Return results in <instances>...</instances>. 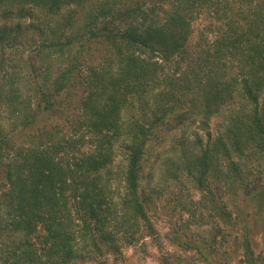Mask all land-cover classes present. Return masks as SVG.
<instances>
[{
  "label": "trees",
  "instance_id": "trees-1",
  "mask_svg": "<svg viewBox=\"0 0 264 264\" xmlns=\"http://www.w3.org/2000/svg\"><path fill=\"white\" fill-rule=\"evenodd\" d=\"M120 1L0 0L2 16L16 8L20 18L31 17L32 8L52 16L97 4L94 14L82 17L85 43L79 32L68 35L61 28L60 36L53 31L39 50L43 61L59 59L65 64L52 80L48 74L43 77L41 113L51 111L54 96L70 87L84 90L72 123L73 136L56 140L55 134L41 128V142L19 146L13 142L15 133L10 134L15 127L7 129L0 118V264H73L83 256L117 252L120 233L129 232L122 240L133 245L140 236H135L141 229L139 221L151 230L146 210L150 196L139 191V180L146 146L164 120L191 113L210 118L238 97L244 100L212 146L196 153L181 144L173 157L174 176L184 174L202 195L197 208L203 211L210 204L209 213L225 225L231 214L224 206L213 205L216 195L210 186L211 180L222 179L221 161H230L232 153L242 158L252 150L264 157V108L259 103L264 90V0H240L242 8L233 22L224 24V30L194 56L187 49L191 22L214 0H147L152 4L146 9L138 0L119 9ZM99 17L108 19L100 28ZM19 31L18 25L0 26V62L4 51L22 46ZM94 40L106 47V55L86 71L77 65L80 55L62 58L78 45L76 51L81 53ZM19 85L29 87L22 76L4 72L0 101L22 117V129L32 128L37 114L22 99L23 92L15 87ZM134 100L136 104L153 100L151 116L131 118L127 124L123 117L134 108ZM116 141L125 159L119 196L113 194L110 178ZM85 143L89 149L81 151ZM239 185L245 187L246 199L254 198L249 184L239 178ZM259 193L264 195V190ZM247 237L242 241L244 261L255 264Z\"/></svg>",
  "mask_w": 264,
  "mask_h": 264
},
{
  "label": "rangeland",
  "instance_id": "rangeland-1",
  "mask_svg": "<svg viewBox=\"0 0 264 264\" xmlns=\"http://www.w3.org/2000/svg\"><path fill=\"white\" fill-rule=\"evenodd\" d=\"M137 2L144 9L152 4L147 0L146 3L144 0ZM128 4L131 5L132 1L121 0L118 8H126ZM96 7L97 4H88L84 8L65 9L52 16L45 15L38 8H32L31 17L20 18L16 8L12 10L11 15L0 14V26H20L18 34L22 42V46L3 52L4 62H0V78L7 71L22 76V81L27 80L29 87L24 88L21 85L15 87H20L23 92L22 99L26 103L29 102L30 109L37 114L34 126L26 129L24 126L22 129L20 125L22 117L14 115L7 102L0 101V118L7 124V129L15 127L10 129V134L15 133L13 135L15 145L28 147L30 144H38L41 142V128H47V132L55 134L56 140L62 137L69 139L73 136L72 123L77 119L79 99L84 90L79 85L70 87L54 96L55 105L51 111L41 113L43 77L48 74L52 80L65 64L59 59L52 62L43 61L39 50L41 42L51 36L53 31L57 30L56 37L60 36L61 28H66L68 35L75 34L73 33L75 31L79 32L83 36L82 42L85 43L88 35L81 30L82 17L91 11L94 14ZM240 8H242L240 0H214L210 8L196 15L191 22V34L187 42L190 55L194 56L198 49L206 48L224 30V24L233 22L232 18L237 17ZM67 19L69 23L66 22ZM107 22L108 19L102 21V17H99L98 28ZM78 46L71 50L69 57L62 58L72 60L74 55H80L77 65L81 66L79 67L81 71H86L85 67L95 65L105 58L106 47L100 40L87 42L81 53L76 51ZM184 66L185 64L182 68ZM35 77L36 83L33 82ZM34 87L35 89H32ZM9 88L7 85V89ZM259 103L264 108V90L260 94ZM134 104V108H130L124 114L123 118L127 124L131 118L142 119L144 116H147L146 119L150 118L153 100L142 104L139 101L136 104L135 101ZM242 106L244 100L238 97L230 106L224 107L210 118L191 113L176 119L171 118L174 120L170 122L168 119L160 122L157 130H154V137L146 146L139 180V191L150 196L149 207L146 210L152 229L149 230L143 221H139L141 229L135 236H140L133 245H127L122 240L129 232L124 233L125 235L120 233L116 240L117 252L99 253L97 258L83 256L73 264H247L244 261L242 245L244 236H248L255 264H264V195L259 193L264 190V157L256 153L253 155V150L242 158L232 153L230 161L237 168L235 172L229 160L221 161L222 179L220 182L211 180L210 186L216 195V198H213V205L218 208L220 205L224 206L231 214V221L226 225L213 217L214 214L209 213L212 211L210 204L203 211L197 208L196 203L202 195L194 188L191 180L184 174H179V170L178 176H174L176 166L173 157L176 158L181 144L196 153L200 148L212 146L215 138L229 123L230 115L235 114ZM120 145L118 141L114 143V158L111 165V188L115 196H119L124 189L122 177L125 159ZM88 149L89 145L85 143L81 151ZM239 178L254 190V198L246 199L243 195L245 187L238 186ZM219 231H222V234L227 233L228 236L224 238ZM173 237H176V240ZM34 242L38 243L37 240ZM187 244L189 245L186 246ZM37 248L39 249V246Z\"/></svg>",
  "mask_w": 264,
  "mask_h": 264
}]
</instances>
